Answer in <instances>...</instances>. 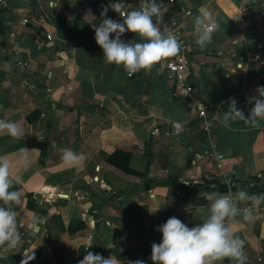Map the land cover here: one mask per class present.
<instances>
[{
    "label": "crops",
    "instance_id": "1",
    "mask_svg": "<svg viewBox=\"0 0 264 264\" xmlns=\"http://www.w3.org/2000/svg\"><path fill=\"white\" fill-rule=\"evenodd\" d=\"M3 1L0 119L19 122L23 134L0 133V156L12 163L11 190L21 192L14 206L21 242L0 264H79L86 250L113 256L116 264H152L160 225L175 216L191 228L206 216L201 194H264V121L257 127L220 122L230 98L247 116L248 99L264 86V34L257 36L252 20L260 0H175L169 6L167 16L185 25L189 78L207 129L166 80L167 59L131 77L103 62L91 24H99L104 7L120 20L109 6L127 12L136 9L135 0ZM200 12L219 25L203 49L193 27ZM121 38L139 40L132 33ZM172 123L180 126L176 134ZM152 134L147 157L144 144ZM24 147L39 150L27 154L28 168L17 163ZM65 148L85 161L63 167ZM216 154L224 157L227 177L214 175ZM92 198L106 199L98 211ZM253 216L252 222L237 217L233 228L245 241L246 264H264V202Z\"/></svg>",
    "mask_w": 264,
    "mask_h": 264
},
{
    "label": "clouds",
    "instance_id": "2",
    "mask_svg": "<svg viewBox=\"0 0 264 264\" xmlns=\"http://www.w3.org/2000/svg\"><path fill=\"white\" fill-rule=\"evenodd\" d=\"M55 6V5H53ZM109 7L118 13L120 20L108 16V7L101 11L99 24H91L95 32V41L103 51V62L107 65L122 67L131 77L142 71H151L157 64L175 56L180 44L177 37L164 23L163 0H143L140 6L131 11L120 12L115 4ZM185 15H192L186 12ZM87 16H92L91 12ZM94 17V16H92ZM193 27L197 34L195 43L201 49L211 42L219 25L208 13L200 12L193 17ZM126 33L135 34L139 40L125 42L121 37ZM114 34V38L113 37ZM75 51L76 49L73 48ZM253 107L247 116L237 107L235 99L228 101V111L220 121L224 127L243 120L251 127H257L264 121V86H258L256 95L248 99ZM0 133L12 138L23 134L22 126L17 121L0 119ZM39 151L27 148L19 149L17 163L28 168V153ZM61 165L66 168L80 166L86 159L82 153L70 148L62 149ZM12 163L0 156V258L15 250L21 242L17 213L14 206L21 203V192L11 190L14 181L11 176ZM264 180V177H261ZM208 202L202 207L207 214L199 224L188 227L177 217H170L157 229L162 233L160 243L152 244V264H222L228 260L233 264H246L245 241L236 235L233 222L240 217L243 222L254 220L253 210L264 202V194L249 193L245 190L229 191L226 195L217 190L201 194ZM250 204V207H242ZM200 209L198 208L197 211ZM35 257L32 256V259ZM79 264H116L113 256L103 257L99 253L86 250ZM134 264H145L137 260Z\"/></svg>",
    "mask_w": 264,
    "mask_h": 264
},
{
    "label": "built area",
    "instance_id": "3",
    "mask_svg": "<svg viewBox=\"0 0 264 264\" xmlns=\"http://www.w3.org/2000/svg\"><path fill=\"white\" fill-rule=\"evenodd\" d=\"M261 1V7L258 10L252 11V20L255 27V33L257 36H261L264 33V0ZM143 0H135V7L136 9L140 6ZM175 0H163L164 3V23L169 26V30L172 34H174L178 42L180 44V49L178 53L168 58L165 62V78L169 82H171L176 91L190 101L192 106L195 107L198 111L199 117L203 119V126L204 128H209L210 124L206 119V114L204 107L201 102V98L192 86L190 82V70L188 67L187 61V52L190 50V44L188 42L187 36L185 34V25L181 21H178L175 17H168V9L169 6L172 5ZM0 4H4L3 0H0ZM120 12H125L121 10ZM46 39L50 40V35H46ZM213 160V171L215 172V176L219 177H227V173H225L223 166H224V157L220 154H216L212 156ZM211 179V177H206ZM251 205H246L245 207H250Z\"/></svg>",
    "mask_w": 264,
    "mask_h": 264
},
{
    "label": "water",
    "instance_id": "4",
    "mask_svg": "<svg viewBox=\"0 0 264 264\" xmlns=\"http://www.w3.org/2000/svg\"><path fill=\"white\" fill-rule=\"evenodd\" d=\"M180 126L177 125V124H171L170 125V128L172 130V133L173 134H176V131L178 130ZM153 141H154V135L152 134L148 140L145 142L144 146H145V155L147 157H151L152 156V144H153ZM106 199H98V198H92L91 199V203L93 204V208L96 209L97 211L100 209L99 206H100V203L104 202ZM90 213H92V210L89 211ZM32 236V234H31Z\"/></svg>",
    "mask_w": 264,
    "mask_h": 264
},
{
    "label": "trees",
    "instance_id": "5",
    "mask_svg": "<svg viewBox=\"0 0 264 264\" xmlns=\"http://www.w3.org/2000/svg\"><path fill=\"white\" fill-rule=\"evenodd\" d=\"M134 181H135V180H134ZM224 189H226L225 186H224ZM222 190H223V189H222ZM231 263L233 264V262H231Z\"/></svg>",
    "mask_w": 264,
    "mask_h": 264
},
{
    "label": "rangeland",
    "instance_id": "6",
    "mask_svg": "<svg viewBox=\"0 0 264 264\" xmlns=\"http://www.w3.org/2000/svg\"><path fill=\"white\" fill-rule=\"evenodd\" d=\"M264 34V33H263ZM246 206V205H245ZM254 210H256V209H254Z\"/></svg>",
    "mask_w": 264,
    "mask_h": 264
}]
</instances>
